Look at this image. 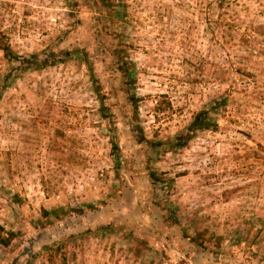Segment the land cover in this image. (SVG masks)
<instances>
[{"label":"rangeland","instance_id":"374dc122","mask_svg":"<svg viewBox=\"0 0 264 264\" xmlns=\"http://www.w3.org/2000/svg\"><path fill=\"white\" fill-rule=\"evenodd\" d=\"M104 1L0 0V264H264V0Z\"/></svg>","mask_w":264,"mask_h":264},{"label":"trees","instance_id":"16d2710c","mask_svg":"<svg viewBox=\"0 0 264 264\" xmlns=\"http://www.w3.org/2000/svg\"><path fill=\"white\" fill-rule=\"evenodd\" d=\"M105 2V7L109 8L108 0L104 1ZM106 2L108 4H106ZM0 51L3 52L4 56L9 60L12 61L14 59H18L17 55L13 52L10 44L3 38V36H0ZM24 64H30V61H24ZM124 69V68H122ZM22 70V68L20 69ZM8 82V81H6ZM5 84V82H4ZM3 95V90L0 88V101ZM205 123H200L199 121L196 122L195 126L196 129H202L204 128L203 126ZM115 148H117L115 146ZM19 239V234L15 231H9L7 230L1 223H0V248L2 250H11L15 246V242Z\"/></svg>","mask_w":264,"mask_h":264}]
</instances>
